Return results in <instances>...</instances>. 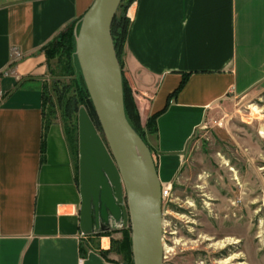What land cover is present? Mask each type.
Here are the masks:
<instances>
[{
	"label": "crops",
	"instance_id": "1",
	"mask_svg": "<svg viewBox=\"0 0 264 264\" xmlns=\"http://www.w3.org/2000/svg\"><path fill=\"white\" fill-rule=\"evenodd\" d=\"M92 2L0 0V264H127L109 251L121 214L80 235L78 171L62 126L43 121L42 48ZM126 15L122 74L141 123L157 113L147 143L172 183L209 111L264 85V0H134Z\"/></svg>",
	"mask_w": 264,
	"mask_h": 264
},
{
	"label": "rangeland",
	"instance_id": "2",
	"mask_svg": "<svg viewBox=\"0 0 264 264\" xmlns=\"http://www.w3.org/2000/svg\"><path fill=\"white\" fill-rule=\"evenodd\" d=\"M42 53L46 92L53 93L57 79L71 81L58 77L57 60ZM53 99L45 118L62 126ZM162 219L163 264H264V85L217 105L196 128L162 201Z\"/></svg>",
	"mask_w": 264,
	"mask_h": 264
},
{
	"label": "water",
	"instance_id": "3",
	"mask_svg": "<svg viewBox=\"0 0 264 264\" xmlns=\"http://www.w3.org/2000/svg\"><path fill=\"white\" fill-rule=\"evenodd\" d=\"M120 2L93 0L75 36L78 66L102 132L101 137L80 107V228L99 231L101 217L121 214L130 229L132 264H163L161 183L149 146L126 117L122 69L111 36Z\"/></svg>",
	"mask_w": 264,
	"mask_h": 264
},
{
	"label": "trees",
	"instance_id": "4",
	"mask_svg": "<svg viewBox=\"0 0 264 264\" xmlns=\"http://www.w3.org/2000/svg\"><path fill=\"white\" fill-rule=\"evenodd\" d=\"M134 0H121L117 12L113 18L111 24V36L114 44V48L121 66V54L123 51L127 28L129 25V18L126 15L129 5ZM79 23L76 25L71 24L67 26V29L60 34L58 39L53 42L52 40L45 44L42 48V51L50 59H56L57 65L59 67L60 76H68L70 83H61L59 84V79L57 82H54L52 91L53 93L46 92V83L44 82L43 86V121L44 125H49L51 121H47L45 118V103L50 101L53 103V94L55 95L57 104H60L61 116L63 120H66L64 125H62L63 133L67 145L69 147L71 156L75 155L74 159L78 158V132H77V122H78V111L80 107H84L92 120L93 124L100 130L99 123L97 121L91 100L89 98L88 92L84 85V81L78 66L77 58L75 55V36L78 30ZM75 65L77 67V72L75 70ZM183 77L180 86L185 80ZM178 88L176 90H178ZM175 90V92H176ZM122 91H123V104L126 117L132 126V128L137 132V134L147 143L146 135L147 133H152L155 131V119L157 113H154L147 117L144 124L140 121L139 111L135 103L132 89L128 84V81L122 74ZM172 96V95H171ZM148 145V143H147ZM149 146V145H148ZM150 148V147H149ZM151 152L152 149L150 148ZM77 172V171H76ZM111 231H104L96 233L97 236L102 234H110ZM111 242L114 243L111 245V249L117 254L121 255L122 259L127 264H132L131 257V240H130V229L129 227L122 228V237L121 239H111ZM107 251H102V254Z\"/></svg>",
	"mask_w": 264,
	"mask_h": 264
},
{
	"label": "built area",
	"instance_id": "5",
	"mask_svg": "<svg viewBox=\"0 0 264 264\" xmlns=\"http://www.w3.org/2000/svg\"><path fill=\"white\" fill-rule=\"evenodd\" d=\"M171 189H172V183H166V184H161V198L162 201H165L169 198L170 194H171ZM81 236H84L85 233L81 232L80 233Z\"/></svg>",
	"mask_w": 264,
	"mask_h": 264
}]
</instances>
